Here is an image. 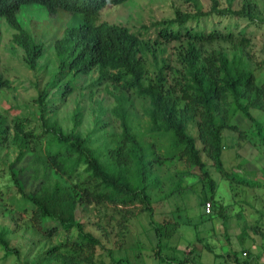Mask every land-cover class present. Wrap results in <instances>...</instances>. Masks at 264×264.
<instances>
[{
	"label": "trees",
	"instance_id": "1",
	"mask_svg": "<svg viewBox=\"0 0 264 264\" xmlns=\"http://www.w3.org/2000/svg\"><path fill=\"white\" fill-rule=\"evenodd\" d=\"M128 1L0 0V17L10 26L12 43L23 50L31 70L38 68L46 47L22 22L21 9L37 4L54 19L60 13L72 18L56 40L58 65L48 86L36 98V109L30 115L10 118L9 109L0 106V149L8 146L17 152L9 165L11 179L7 186L15 188L19 203L32 205L31 217L46 235L62 232L71 236L49 247L43 255L46 259L63 246L93 251L102 242L87 231V225H98L108 232L118 227L124 234L132 217L143 212L149 214L151 229L158 238L155 255L163 259V238L174 233L178 223L170 218L153 220L155 207L150 190L156 185L152 181L155 160L148 156L131 122V94L148 100L150 130L170 134L166 158L184 157L201 170L210 191L204 205L206 200L212 201L215 207L218 205L217 213L228 219L224 205L216 200L217 182L206 167L203 152L224 177L255 185L228 171L222 158L223 129L236 128L230 118L238 112L254 123L264 142L263 125L251 111L264 110V82H260L247 51L251 38L246 27L236 31L235 23L209 27L203 21L229 17L237 19L236 23L245 19L264 24V2L226 0L224 6L221 0H210V8L205 10L200 0H187L192 1L193 10L176 8L173 17L144 23L136 30L122 22L103 20L107 8ZM75 17L81 19L74 23ZM1 44L0 40V53ZM94 72L99 76L90 83L91 88L109 82L120 91L111 109L121 128L119 133L110 134L117 137L114 145H94L100 138L92 136L94 130L103 137L108 134L104 118L108 111L103 108L97 114L96 128L86 135L77 130L82 122L81 109L72 115L71 130H64L50 117L56 103L78 88V80ZM12 84L0 74V90ZM87 213H92L94 219L88 220ZM10 234L11 229L2 226L0 247L5 257H19L21 251L11 245ZM108 251L112 255L113 250ZM232 255L235 264H243L237 253ZM93 258L89 255L86 260L95 264ZM72 259L63 256L64 264L73 263Z\"/></svg>",
	"mask_w": 264,
	"mask_h": 264
},
{
	"label": "rangeland",
	"instance_id": "2",
	"mask_svg": "<svg viewBox=\"0 0 264 264\" xmlns=\"http://www.w3.org/2000/svg\"><path fill=\"white\" fill-rule=\"evenodd\" d=\"M200 2L205 10L210 8V0ZM221 2L222 5H227L226 0ZM235 7L239 6L235 4ZM176 8L191 11L194 6L192 1L187 0H129L122 5L107 8L103 20L122 22L136 30L144 23L149 25L154 20L173 17ZM19 16L36 40L45 44L46 52L39 61L38 68L29 69L23 50L12 43L13 32L10 26L0 17V74L13 83L11 88L0 90V106L9 109L10 118L17 114L30 115L36 109L35 100L48 86L52 71L58 65L56 40L63 35L68 20L72 22L71 15L60 13L54 19L46 9L37 4L25 5ZM80 19L81 17H75L73 22ZM236 20L229 17H209L203 23L206 22L209 27L215 23H235L236 31L246 27L247 35L251 38L247 51L252 56V66L260 82H264V24L250 23L245 19L236 23ZM98 76L94 72L80 78L78 88L67 95L64 101L56 103L50 110V117L64 130H71L74 127L72 115L81 109L82 122L77 130L86 135L96 128L97 114L103 108L108 111L104 117L108 122V134L103 137L99 130H94L92 136H100L94 145L104 142L114 145L117 137L110 134L113 131L119 133L121 128L119 119L112 115L111 109L115 105V95H119L120 91L109 82L91 88L90 83ZM91 90L95 92L93 95ZM130 96L131 122L147 147L148 156L155 160L152 181L156 185L150 190L155 207L153 220L161 222L170 218L178 223L175 232L170 235L168 233L163 238V259L155 255L158 238L151 229L147 212L132 217L124 234L118 227H114L111 233L104 227L87 225V231L100 237L103 247L97 245L93 251L87 247L75 251L71 245L63 246L51 259H46L43 255L49 247L56 246L60 240L66 241L71 236L62 232L53 236L46 235L31 217L32 205L22 201L19 203L15 188L7 186L11 179L9 165L17 152L5 146L0 149V229L2 226L11 229L10 243L21 254L19 257H5L0 247V264H64V255L72 257L76 264H90L86 260L89 255L94 257L95 264H181V261H184L183 264H235L233 252L238 254L243 264H264V142L257 134L254 123L242 112L230 118V123L236 125V128L223 129L222 158L228 171L254 181L255 185L241 184L224 177L207 153H202L207 169L217 182L216 200L218 204L224 205L225 213L228 214L226 220L217 213L218 205L215 207L209 201L211 207L208 210V200L205 205L202 203L210 191L201 170L184 157L166 158L171 136L169 133L161 134L150 130L146 113L148 100L135 94ZM251 111L264 129V110L252 108ZM35 123L38 122L34 121L33 124ZM193 133L196 131L193 130ZM198 146L202 147L200 140ZM4 207L12 212L8 213ZM91 214L87 213L88 220L94 219ZM108 249L113 250L112 255ZM118 259L121 261L117 262ZM73 263L68 261L65 264Z\"/></svg>",
	"mask_w": 264,
	"mask_h": 264
},
{
	"label": "built area",
	"instance_id": "3",
	"mask_svg": "<svg viewBox=\"0 0 264 264\" xmlns=\"http://www.w3.org/2000/svg\"><path fill=\"white\" fill-rule=\"evenodd\" d=\"M207 206H208V210H210L211 202H208V203H207Z\"/></svg>",
	"mask_w": 264,
	"mask_h": 264
}]
</instances>
